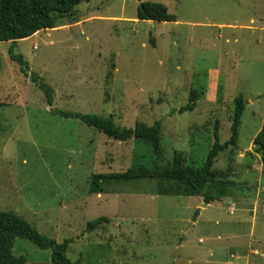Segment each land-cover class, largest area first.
Wrapping results in <instances>:
<instances>
[{"label":"rangeland","instance_id":"374dc122","mask_svg":"<svg viewBox=\"0 0 264 264\" xmlns=\"http://www.w3.org/2000/svg\"><path fill=\"white\" fill-rule=\"evenodd\" d=\"M141 2L164 5L174 21L137 20ZM9 49L0 43V211L56 243L70 240L71 264H264V163L252 146L264 119V0H88L11 48L26 74ZM31 75L51 88L52 107ZM191 91L200 94L194 110L179 113ZM238 96L237 148L212 167L237 188L208 205L158 195L156 181L90 194L92 175L151 165L153 150L52 111L111 116L119 128L160 122L157 163L177 152L200 167L215 131L229 139ZM11 253L52 264L51 251L27 239L14 238Z\"/></svg>","mask_w":264,"mask_h":264},{"label":"trees","instance_id":"16d2710c","mask_svg":"<svg viewBox=\"0 0 264 264\" xmlns=\"http://www.w3.org/2000/svg\"><path fill=\"white\" fill-rule=\"evenodd\" d=\"M88 0H0V43H9L10 59L20 66V71L27 72V63L21 55H15L11 48L21 40L33 36L44 30H51L60 25L63 20L74 16L75 7ZM136 19L140 21L172 22L173 16L167 13L164 5L154 2H141L137 8ZM13 51V50H12ZM32 82L44 93L48 107H52V90L38 77L31 75ZM200 94L191 91L188 103L178 112L192 111ZM235 108L230 128V137L224 143L218 141V135L213 134L214 143L200 167L187 165L180 153L174 152L166 164H159L162 160L161 149V125L155 122L153 125L137 122L130 128H119L113 122L111 116L102 117L96 114H81L77 112L54 111L65 119H75L87 127L95 129L106 138L127 142L137 140L144 142L153 150L155 161L151 165L132 166L124 172L95 174L91 176L89 183L90 194L105 193V188L112 184L132 183L138 181H156L159 183L157 194L161 196H188L202 197L208 205L230 197L236 190L235 182L228 179L225 172L215 171L212 167L217 155L229 147L237 148V134L240 119L245 108L241 96L234 100ZM255 153L264 163V119L260 130L252 140ZM105 219L98 218L90 222L88 229L93 230ZM23 238L32 242L42 250L51 251L52 264H71L66 258V251L70 240L56 243L38 232L12 212L0 211V264H24L22 256H14L11 253L12 240ZM79 264V262H76Z\"/></svg>","mask_w":264,"mask_h":264},{"label":"crops","instance_id":"0c3cea01","mask_svg":"<svg viewBox=\"0 0 264 264\" xmlns=\"http://www.w3.org/2000/svg\"><path fill=\"white\" fill-rule=\"evenodd\" d=\"M202 240H199L198 242L200 243Z\"/></svg>","mask_w":264,"mask_h":264},{"label":"water","instance_id":"95a60500","mask_svg":"<svg viewBox=\"0 0 264 264\" xmlns=\"http://www.w3.org/2000/svg\"><path fill=\"white\" fill-rule=\"evenodd\" d=\"M139 6H140V4H139ZM152 23H154L153 21H151Z\"/></svg>","mask_w":264,"mask_h":264}]
</instances>
